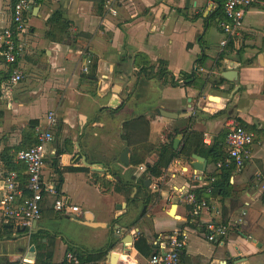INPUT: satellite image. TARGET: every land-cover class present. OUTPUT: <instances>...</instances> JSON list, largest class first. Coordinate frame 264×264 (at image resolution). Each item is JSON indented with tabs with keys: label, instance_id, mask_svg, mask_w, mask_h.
<instances>
[{
	"label": "crops",
	"instance_id": "obj_1",
	"mask_svg": "<svg viewBox=\"0 0 264 264\" xmlns=\"http://www.w3.org/2000/svg\"><path fill=\"white\" fill-rule=\"evenodd\" d=\"M100 3L32 0L27 51L16 65L0 58V157L10 158L25 187L16 153L30 147L35 127L55 112L58 130L47 146L55 153L44 179L79 208L57 212L47 195L41 218L22 226L6 222L0 207V264H58L68 251L99 255H87L85 264H145L159 235L176 229L187 235L180 264H264V1L245 13L239 41L224 47V0H120L115 15ZM9 9V0H0V29L9 24ZM87 54L92 63L83 73ZM15 66L23 78L10 86ZM181 72L194 74L193 83L180 85ZM230 119L254 133L250 161L232 173L226 197L208 194L201 182L207 207L178 202L173 190L195 184L194 154L206 160L202 177L219 173L208 152L226 154ZM162 147L176 157L150 176L146 164L157 162ZM125 148L128 164L119 160ZM6 170L0 160V199ZM243 212L223 242L203 236L210 221L233 223ZM62 218L76 229L60 231L55 222ZM139 237L146 242L141 252L134 245Z\"/></svg>",
	"mask_w": 264,
	"mask_h": 264
},
{
	"label": "built area",
	"instance_id": "obj_2",
	"mask_svg": "<svg viewBox=\"0 0 264 264\" xmlns=\"http://www.w3.org/2000/svg\"><path fill=\"white\" fill-rule=\"evenodd\" d=\"M32 0H9V24L0 29V58L9 65H16L28 49L25 39L27 26L25 13L29 9ZM120 0H104L103 9L112 15L116 14V7ZM264 0H224V20L220 22L223 38L219 44L226 46L229 42L235 43L241 38V26L245 13L254 2ZM92 56L87 54L81 68L83 73L89 72ZM199 71L202 68H198ZM23 78L22 71L15 66L8 76L10 86L20 82ZM183 85L181 79L178 80ZM58 119L53 111L45 115L44 125L35 127L36 142L27 149L16 153V159L24 165L26 173L25 189L23 193L18 181V172L10 170L4 178V194L0 199V207L3 216L8 220L21 222L22 226H28L32 221L41 218V205L47 195L54 196L52 209L61 213H78L79 208L72 205L68 199L58 196L55 187L48 184L44 179L45 163L51 159L55 152H50L48 144L53 140L54 133L58 130ZM226 154L223 159L215 162L218 172L223 167L233 165V172H241L252 157V145L254 133L240 124L235 119L226 122ZM186 171V170H185ZM192 180L195 184L186 189H174L178 202L191 204L195 209L207 207V202L197 199L196 190L200 183L204 182V191L212 193V184L215 181L213 175L202 177L194 170ZM264 185V184H263ZM244 212L233 223H207L202 231L203 236L209 242H223L232 227L244 221ZM187 235L180 229L173 230L171 234L159 235L157 238V251L153 253L145 264H180V253L186 245ZM65 259L68 264H79L76 254L66 252Z\"/></svg>",
	"mask_w": 264,
	"mask_h": 264
},
{
	"label": "trees",
	"instance_id": "obj_3",
	"mask_svg": "<svg viewBox=\"0 0 264 264\" xmlns=\"http://www.w3.org/2000/svg\"><path fill=\"white\" fill-rule=\"evenodd\" d=\"M103 2H104V0H101V3H100L101 4L100 5L101 9H103ZM197 61H200V59H197L196 62ZM199 64H201V62H199ZM181 77L183 78V82H184L183 84L184 85H190L194 81V74H191V73L190 74H185L184 72H181ZM242 125H244V124L242 123ZM31 127H33V129H34V126H31ZM35 137H36L35 136V131L33 130V135H32L33 141L31 142L32 144H30V146L33 145L36 142V138ZM192 139H194V135L190 132V134H188V136H187L188 143H190V141ZM208 153L211 154L213 162H217L218 160L223 159V157L225 156L222 151H209ZM175 157H176V152L173 149L162 147L157 162H155L153 165L146 164V167L149 170L150 176L153 175L155 177H158L161 174V167H163L164 164L166 165L170 161L174 160ZM164 159H166V163L163 164ZM0 160L4 162L5 167L7 168V170H6L7 172L10 171V170H14L11 166H9L10 158L9 159H5V157H0ZM54 164L53 165L55 166V172L60 174L61 171L59 170V168L56 165L55 161H54ZM233 169H234L233 165H231V166H228V167H223L220 170L219 173L209 174V175H213L215 177V181L212 184V193H211V195H219L221 197H226L228 195V190L230 189V181L229 180H230V176L233 173ZM134 181H135L134 184H137V185H140L141 187H144L143 186V180H140L139 178H136V179H134ZM25 184H26V182H25ZM20 186H21V184H20ZM21 188H23V193L24 194L28 193V191L23 186H21ZM202 191L203 190H201V188H197V190H196L195 194H196V197H197L198 200L201 199L200 198V194L202 193ZM191 211H192V213L196 212L194 209H192ZM210 222H212V221H210ZM140 243L146 244L145 239L142 238V237H139L134 243L135 248L139 252L142 251L141 248H140V245H139ZM97 253H101L102 254L103 252H101V251L95 252V254H97ZM87 255H89L88 258L91 257V260H95V258L97 259L99 257L98 254L96 256H92L91 252H77L76 256L79 259V264H85V262H86V258L85 257ZM46 257H47V259L50 258L51 257V253H47ZM36 264H50V263L39 261V262H36ZM58 264H68V263H67L66 260H64V261H62V262H60Z\"/></svg>",
	"mask_w": 264,
	"mask_h": 264
},
{
	"label": "water",
	"instance_id": "obj_4",
	"mask_svg": "<svg viewBox=\"0 0 264 264\" xmlns=\"http://www.w3.org/2000/svg\"><path fill=\"white\" fill-rule=\"evenodd\" d=\"M30 8H31V6H29V9H30ZM230 72H232V71H228V72L226 71V72H224V73H225V74H228V76H229ZM224 76H225V75H224ZM165 115L168 116V114H165ZM177 142H178V139L175 138V139H174V142H173V147H174V148H175ZM127 153H128V148H125V149L120 153V155H119V160H120L123 164H128ZM192 158H193V161L190 162L191 167H192L193 169H195L196 171L204 172V170H205V166H206V160H205L203 157L198 156V155H195V154H194V156H193ZM95 170H97V171H101L102 168H100V167H95ZM148 184H149V180H146L145 183H144V185L147 186ZM173 208L175 209V205H172V207H171V209H170V214H171V211L173 210ZM127 240H128L129 242H131V236H127V237H126V241H127ZM111 255L116 256L115 253H111ZM113 260H114V259H113Z\"/></svg>",
	"mask_w": 264,
	"mask_h": 264
},
{
	"label": "rangeland",
	"instance_id": "obj_5",
	"mask_svg": "<svg viewBox=\"0 0 264 264\" xmlns=\"http://www.w3.org/2000/svg\"><path fill=\"white\" fill-rule=\"evenodd\" d=\"M42 215V214H41ZM43 219L42 222L44 223H48V219H47V216L44 215L43 216ZM55 225L59 228L60 231H62L63 233H68L69 231L71 230H75L76 227H74V224L71 223L68 219L66 218H62V219H59L57 222H55Z\"/></svg>",
	"mask_w": 264,
	"mask_h": 264
},
{
	"label": "bare ground",
	"instance_id": "obj_6",
	"mask_svg": "<svg viewBox=\"0 0 264 264\" xmlns=\"http://www.w3.org/2000/svg\"><path fill=\"white\" fill-rule=\"evenodd\" d=\"M173 211H174V208H173Z\"/></svg>",
	"mask_w": 264,
	"mask_h": 264
}]
</instances>
